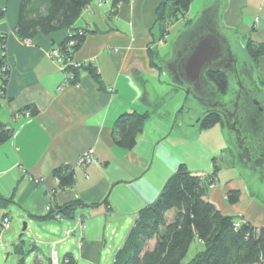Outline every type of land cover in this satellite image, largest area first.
I'll use <instances>...</instances> for the list:
<instances>
[{
    "label": "crops",
    "instance_id": "obj_1",
    "mask_svg": "<svg viewBox=\"0 0 264 264\" xmlns=\"http://www.w3.org/2000/svg\"><path fill=\"white\" fill-rule=\"evenodd\" d=\"M97 2L90 0L73 25L85 32L73 58L96 68L102 88L84 67L73 82L49 57L68 29L22 40L15 32L20 0H0L8 69L0 123L12 131L0 143V196H12L0 206V221L12 204L18 216L29 217L24 219L26 228L35 222L42 229V243L60 260L70 254L74 264H99L105 253L113 260L138 211L157 198L183 163L192 172L213 174L217 184L208 187L207 200L221 213L264 228V178L249 183L226 150L223 126L202 128L191 114L195 100L188 102L183 85L170 82L160 64L167 59L174 63L190 41L182 47L178 39L171 48L159 50L174 42L200 9L214 4L221 32L237 58H247L248 39L263 48L254 73L264 86V0H193L183 16L163 20L156 13L162 0H127L115 13L109 2ZM169 9L167 3L166 14ZM130 112H146L148 117L135 145L125 149L113 139L114 124ZM89 150L91 161L78 167L79 155ZM61 165L75 170V181L55 189L52 171ZM231 189L240 191L233 204L226 199ZM73 199L83 202L72 211L73 218L35 217L47 214L49 202L57 206ZM34 242L31 250L41 261Z\"/></svg>",
    "mask_w": 264,
    "mask_h": 264
},
{
    "label": "trees",
    "instance_id": "obj_2",
    "mask_svg": "<svg viewBox=\"0 0 264 264\" xmlns=\"http://www.w3.org/2000/svg\"><path fill=\"white\" fill-rule=\"evenodd\" d=\"M90 0H20L15 32L24 40H36L39 37L60 29H68L66 36L56 46L64 53L66 43L74 40V53L83 43L85 32L73 28L82 9ZM127 0H108L112 13ZM193 0H162L156 9L157 20L179 18L183 16ZM170 3L166 14L164 6ZM2 12V10H1ZM0 12V13H1ZM5 35L0 36V90L4 91L8 69L4 64ZM249 59L256 66L263 48L250 39L246 43ZM151 64L155 63L151 60ZM84 67L102 88L100 75L96 68L81 62L79 67L68 66L63 72L72 73L71 80L77 77L79 68ZM207 79L211 81L219 94H225L228 77L221 71H209ZM1 107V104H0ZM29 110L28 107H25ZM148 113L130 112L119 115L114 124L113 139L125 149H131L137 134L142 131ZM216 123L222 125L216 112L205 113L200 125L208 128ZM8 125L0 123V143L11 137ZM230 154L229 147L226 149ZM213 175V174H212ZM52 176L57 179L55 189H64L73 185L75 170L67 165L56 167ZM209 177L206 174L192 172L185 164L178 165L168 177L157 198L140 209L129 227L121 246L116 250L112 264H181L193 240L201 245L194 256L185 264H264V228L253 226L248 221L238 220L233 215L221 213L213 203L207 200ZM240 191H227L226 199L236 203ZM12 201V196H0V206ZM107 202L106 199L103 203ZM83 202L73 199L53 209L39 219L55 218L58 213L63 219L73 218L72 211ZM99 204V203H97ZM5 216V215H4ZM3 216V217H4ZM23 239L14 245L15 252L24 262L29 248L25 251ZM152 242V246L149 243ZM68 264H74L70 254H66Z\"/></svg>",
    "mask_w": 264,
    "mask_h": 264
},
{
    "label": "water",
    "instance_id": "obj_3",
    "mask_svg": "<svg viewBox=\"0 0 264 264\" xmlns=\"http://www.w3.org/2000/svg\"><path fill=\"white\" fill-rule=\"evenodd\" d=\"M214 7L216 6L211 4L200 9L191 25L182 29L173 44L171 43L174 45L179 39L184 47L190 41L186 44V49H183L185 52L174 63H169L170 60L167 59L160 64L166 76L171 77L170 82L183 85V92L185 89V94L192 91L198 100L202 107V115L197 119L199 124L205 113L216 112L221 117L222 126L226 128L224 132L228 147L244 177L253 180L256 179L255 177L262 179L264 178V171L261 170V167L264 168V92L258 88L257 82L253 79L254 64L248 54L244 60L232 53L227 37L219 27L218 12ZM240 59L243 60L241 64H239ZM240 69L255 86L256 94L244 86L239 75ZM209 71H221L227 75L228 87L225 94H219L214 84L207 79L206 73ZM229 75L235 76L239 83L234 100L225 99L229 89ZM167 102H170L168 98ZM166 113L169 114V110ZM25 228L26 222L18 240L21 239Z\"/></svg>",
    "mask_w": 264,
    "mask_h": 264
},
{
    "label": "rangeland",
    "instance_id": "obj_4",
    "mask_svg": "<svg viewBox=\"0 0 264 264\" xmlns=\"http://www.w3.org/2000/svg\"><path fill=\"white\" fill-rule=\"evenodd\" d=\"M161 44L162 45H160V48H162L163 44L165 43L163 42ZM166 44L167 45L164 49H159V50L165 51L166 49L170 48L171 42L168 41ZM48 55H49V52H48ZM239 62H240L239 64H241L243 63V60L240 59ZM239 72H240L239 75L242 78L241 81L243 82L244 86L251 89V92L253 94H256V92L254 91L255 86L249 81L248 77L243 73L244 71L241 70ZM69 78H71L70 74H69ZM253 79L255 82H257L258 88L264 92V86H262L259 83L256 73L254 74ZM238 87H239V83H237L235 76L229 75V89H228L227 94L225 95V99L234 100L236 96V90L238 89ZM3 92L4 91H2L0 94V99L2 95L4 94ZM184 93H186V89L184 90ZM257 93L260 95V97H262L259 92ZM186 95H188V100H189L188 102H190L191 100H195L196 102L194 103L196 106L193 107L195 110H192L191 114H192V117L196 115L194 119L197 120L199 118V115H202V107L199 105V102L194 97V94L192 93V91H190ZM230 103L232 106H234L232 102ZM223 128L224 130H226L225 127ZM245 175L247 174L245 173ZM246 179H248L249 183L251 182L250 178L247 177ZM14 210H15V206L12 204H10L8 207L5 208V211L8 212L9 227H8V224L7 226H3V227L0 226V264H50L52 250H50L49 246L46 243H42V239L46 237V234L42 231V229L39 226L36 227V225H34L35 222L33 223L29 222L27 224L28 226L24 230V233L21 236V239H24L23 246H24L25 251L31 248V246L33 245V242L36 241V243L35 242L34 243L40 249L41 261H38L35 258L36 252L35 251L33 252V250H29L27 252V256L24 259V262L19 261L20 255L15 252L14 245L15 243L18 242V238L22 231L24 222L27 223V220H24V219H27L29 217H27L26 214L24 213H22L23 216H18V214L15 213ZM66 236H69V234ZM149 246H152V242L149 243ZM200 248H201V245L197 242V240H193L181 264L187 263L194 256L195 252L199 250ZM60 256H62V253H60ZM112 261H113L112 257H110L108 254L105 253L102 257V261L99 264H112ZM79 264H87V263H83L80 260Z\"/></svg>",
    "mask_w": 264,
    "mask_h": 264
},
{
    "label": "built area",
    "instance_id": "obj_5",
    "mask_svg": "<svg viewBox=\"0 0 264 264\" xmlns=\"http://www.w3.org/2000/svg\"><path fill=\"white\" fill-rule=\"evenodd\" d=\"M108 3V0H98L97 2V5L98 6H101L103 4H106ZM75 41L72 39V40H69L67 43H66V51L67 53H64L60 50L59 47H53L49 50V57L55 61V63L59 66V68L61 70H64L65 68H67L68 66H71V67H79L81 62L78 61V60H75L73 58V52H72V46L74 45ZM67 75L71 76L72 78V73L70 72H66ZM1 90H0V94H1ZM92 159V156H91V151H87V152H84L82 154L79 155L78 159H77V166L78 167H83L85 166L89 161H91ZM207 176L209 177V184H208V187L209 188H213L216 184H217V180L216 178L212 175V174H207ZM55 181L57 182V179L55 178ZM46 211L49 212L53 209V204L52 203H48L45 207ZM55 218L56 219H63L61 217L60 214L56 213L55 214ZM9 223V218L7 216H4L1 221H0V226H7V224ZM66 234H70V231H67ZM50 264H68V260L65 259V260H60L57 256V252L53 249L52 252H51V258H50Z\"/></svg>",
    "mask_w": 264,
    "mask_h": 264
}]
</instances>
